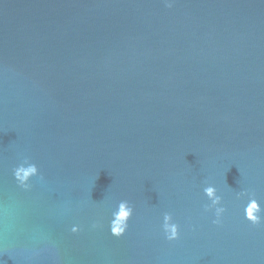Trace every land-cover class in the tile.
Returning a JSON list of instances; mask_svg holds the SVG:
<instances>
[{"label":"water","instance_id":"1","mask_svg":"<svg viewBox=\"0 0 264 264\" xmlns=\"http://www.w3.org/2000/svg\"><path fill=\"white\" fill-rule=\"evenodd\" d=\"M0 264H264V0H0Z\"/></svg>","mask_w":264,"mask_h":264},{"label":"clouds","instance_id":"2","mask_svg":"<svg viewBox=\"0 0 264 264\" xmlns=\"http://www.w3.org/2000/svg\"><path fill=\"white\" fill-rule=\"evenodd\" d=\"M165 3L167 4V6L171 7L172 0H165ZM34 171H35L34 168H29V170H28L29 173L34 172ZM25 175H27V174H25ZM21 179H24V177L22 176ZM206 191L209 194H212L214 192V189L210 187V188L206 189ZM218 200H219V197H217L214 200V203H216ZM121 207L123 209V211H121L119 213L121 220H119L117 222L116 229L113 232V235H116V236H121L124 234V232L126 231V229L128 227L127 220L129 217H131L132 211H133L132 208L127 205L126 202L122 203ZM223 211H224L223 208L217 209V211H216L217 219L214 220L213 223H215V224L220 223V213ZM254 213H256V215H254ZM247 218H251L252 223L254 225L261 223V217L258 214V209H257V206L255 203H253L252 206L250 208H248ZM169 219H170V217H167V216L165 217V221H166V223H165V237L167 240L172 241V240L178 239L180 233H179L178 225L167 223V221Z\"/></svg>","mask_w":264,"mask_h":264}]
</instances>
